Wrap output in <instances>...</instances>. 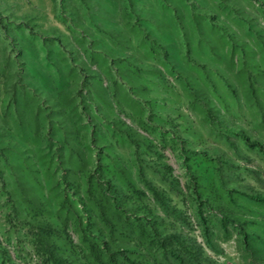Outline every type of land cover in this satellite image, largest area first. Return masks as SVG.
<instances>
[{
	"label": "rangeland",
	"instance_id": "obj_1",
	"mask_svg": "<svg viewBox=\"0 0 264 264\" xmlns=\"http://www.w3.org/2000/svg\"><path fill=\"white\" fill-rule=\"evenodd\" d=\"M95 169L97 193L130 183L218 264H264V206L227 193L264 192V0H0V264H52L41 224L68 232L57 252L97 264L76 228L86 213L62 204L81 211ZM230 211L247 237L224 230ZM87 212L106 243L160 261L150 238L110 236Z\"/></svg>",
	"mask_w": 264,
	"mask_h": 264
},
{
	"label": "trees",
	"instance_id": "obj_2",
	"mask_svg": "<svg viewBox=\"0 0 264 264\" xmlns=\"http://www.w3.org/2000/svg\"><path fill=\"white\" fill-rule=\"evenodd\" d=\"M243 138L246 140V137ZM255 146L261 145L255 144ZM94 171L96 172L90 174L85 183H79L78 187L80 186L79 188L82 193H75L77 194L75 198L78 205L82 207L81 211L74 208V205L72 204L73 201H71V198L68 196L63 199L62 203L63 206H67L66 208L68 210L73 212L76 210L79 213H86V216L84 217L87 219L88 225L83 228L80 221L82 215H80L77 217L79 223L76 228L80 229L79 231L81 233L82 242L88 247L94 262L97 264H151L138 261L130 251L121 246H115L113 243H106L105 239L102 238L99 233H95L92 229L91 225L93 223H91V216L87 212V208L92 210L97 209L100 218L109 230L110 236H114L117 233L122 237L133 239V236L138 234V238L141 235L150 238L151 243L156 247L155 250H159L161 253L160 261H155L152 264H218L216 260L205 254L203 246L193 236L184 232H167L165 231L166 229H162L165 220L151 211L148 205L143 204L140 198L145 193L138 191L130 183L127 184L126 189L132 190L133 193L139 197L137 201L130 205L119 201L120 198L122 199L123 194L125 195L126 189L121 192L119 189L118 191L114 190L116 186L113 187V191L108 187L104 189L99 186L100 190L99 193H97L98 190L94 189V181L95 178H97V174L103 175L104 172H99L96 169ZM107 172L110 175L112 169ZM195 178L196 177H193L192 180H195ZM145 183L151 190H153V187L148 182ZM82 185L83 188L81 187ZM108 186L110 185L108 184ZM153 193L156 198L155 201L163 210L164 214H166V217L172 218L174 222L188 224V219L183 211L171 206L168 199L155 189L153 190ZM196 193L199 197V193L197 191ZM227 193L234 205H237V198L234 194H238L243 199H247L256 205L264 206V192H251L246 188V190L241 192L237 190H229ZM106 195L107 199L105 204L104 199ZM200 199L202 198L200 197ZM91 214H93V212ZM222 215L224 217V230H227L229 225L232 224L235 228L240 229L239 233L241 235L243 234L244 237H247L248 232L242 228L243 225L240 219L237 218L238 216L235 217L233 211L227 213L222 212ZM131 218L137 222L136 226L130 222ZM37 230L38 232L36 235L39 243L46 253L47 259L52 264H75L70 255L65 256L60 251L57 252L55 250L58 248L55 239L70 241L69 234L65 229L62 228L61 230L50 224H41L38 226ZM94 238H96L97 241H95ZM205 239L206 245L214 252H221L214 245L213 241H210L208 235H205ZM2 251L4 252L5 250L3 249Z\"/></svg>",
	"mask_w": 264,
	"mask_h": 264
}]
</instances>
